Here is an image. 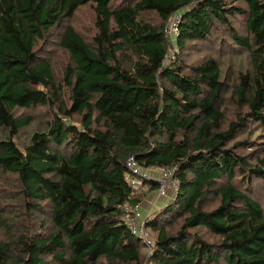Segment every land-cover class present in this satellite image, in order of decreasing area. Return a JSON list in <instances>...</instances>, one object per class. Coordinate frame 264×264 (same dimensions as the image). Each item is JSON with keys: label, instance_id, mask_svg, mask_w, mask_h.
Masks as SVG:
<instances>
[{"label": "trees", "instance_id": "trees-1", "mask_svg": "<svg viewBox=\"0 0 264 264\" xmlns=\"http://www.w3.org/2000/svg\"><path fill=\"white\" fill-rule=\"evenodd\" d=\"M86 6L91 39L71 24ZM178 14V35L168 38ZM54 37L69 56L62 79L46 56ZM196 45L246 53L232 118L227 53L191 64ZM38 108L51 119L22 146L33 120L18 111ZM256 129L264 130V0H0V176L14 180L0 183V264H264V206L252 195L264 182V134L245 144L254 165L242 143L230 146ZM130 158L173 170L180 185L160 198L165 207L141 210L157 234L149 254L124 210L145 201L133 197ZM145 182L157 193L156 180Z\"/></svg>", "mask_w": 264, "mask_h": 264}, {"label": "rangeland", "instance_id": "rangeland-1", "mask_svg": "<svg viewBox=\"0 0 264 264\" xmlns=\"http://www.w3.org/2000/svg\"><path fill=\"white\" fill-rule=\"evenodd\" d=\"M87 8L82 9L79 11L78 15L76 16V18L74 20L71 21V24L75 25V27L84 35V36H88V39H91L92 36H94L95 33V27L94 24H96L95 21V16L91 10L90 6H86ZM144 20L149 21L151 23L160 24L159 18L154 15V14H147L144 15L143 17ZM234 23H238V21H235ZM176 37V36H175ZM171 39H174L171 38ZM189 47L192 46L188 45ZM203 46V45H202ZM219 46V42H216V47ZM199 45L195 46V50L194 53H192L191 55V64H193L194 61L201 59V56H205L206 54H217V53H227L225 55L222 56V62L223 65L225 66V71H224V76L227 75V95L224 97V106L226 107V110H229V118H232L234 116V114L236 113V108L235 106H231L232 104V92L234 91L235 87H237L240 84V74H239V70H243V67L245 66V61H243L244 59H246V53H244L243 51H241L239 53V51H235L234 48H227V49H223V50H219V49H214L211 45H204V50L206 53H202V51L200 50ZM177 50V49H176ZM231 50H233V52H231ZM175 54L173 47H171L170 50V58L172 59V56ZM46 56L49 57V59L51 60L52 64H53V68L55 70L56 73V77L57 79H62L63 75H64V71L66 69V67L69 64V56L64 53L59 47H58V40L56 37L53 38L52 43L50 44L48 51L46 53ZM175 56V55H174ZM178 57V56H177ZM238 57V61L237 63H234V58ZM190 58V57H189ZM168 60V59H167ZM171 62V61H170ZM233 65V68H228L231 67ZM230 84V85H228ZM18 115H20L21 117H31L33 120V123L22 130L21 134L19 135V137L17 138V141L19 142L20 145H24L27 140L31 137L32 133L43 129L46 127L48 121L51 119L50 118V114L47 113V109L46 108H38V109H26V110H19L18 111ZM228 121H230L229 119L226 120L225 123H229ZM226 124V125H227ZM264 134V130L261 129H256L253 130L252 132H249L248 130H245L243 132V135L241 137H238L237 140H235L234 142H232L230 144V146H233L235 144H239L242 143V145L239 146L238 148V152L239 154L243 155L244 158H246L250 163H252L253 165L255 164L254 162V153L252 151V149H250L249 147H247L245 144L248 143V137L253 138V139H259V142H262V136ZM249 146V145H248ZM2 180H4V184L5 185H12L14 182L13 179H10L8 176H0V183H2ZM158 182V180H157ZM240 183V182H239ZM149 188L145 189L143 191V194H139L137 196V198H142L145 201L143 203H149V206L152 205L153 200L155 201V210L158 211L161 208L165 207V205L168 202H163L162 197L158 196V193H153L150 194L148 192ZM253 193L252 195L258 199L261 203H263L262 205L264 206V182L258 180L254 186H253ZM173 192V191H172ZM171 190H169V195L170 196L167 200H170L172 195ZM175 192H173L174 194ZM148 201V202H147ZM219 205L218 201H215L214 199H212V197L210 198L209 202H208V208L209 209H213L215 207H217ZM145 206V205H144ZM142 212L144 213L145 210L143 207H141ZM149 231V230H148ZM153 230H151L149 233L152 235V238H156L157 234L155 232H152ZM145 254H149V250L146 247V249H144Z\"/></svg>", "mask_w": 264, "mask_h": 264}, {"label": "built area", "instance_id": "built-area-1", "mask_svg": "<svg viewBox=\"0 0 264 264\" xmlns=\"http://www.w3.org/2000/svg\"><path fill=\"white\" fill-rule=\"evenodd\" d=\"M182 17L178 14L172 17L166 26L165 34L168 38H173L178 35L179 32V23ZM175 55V54H174ZM172 56V59L175 56ZM170 55L168 57V61H170ZM172 61V60H171ZM127 167L131 172L128 180L131 183V186L134 188L133 197H136L139 194H143V191L149 188V184L145 181H150L151 178L146 171V169H142L140 165L136 162L135 158H130L127 162ZM160 177L158 179L159 187L157 190L159 197H164L169 194V190L171 192H178L180 189L179 182L174 179L173 170L159 168L158 169ZM126 213H128V225L133 231L134 234H138L143 240L147 248H151L153 243L152 235L149 231L145 230V218L142 215L141 209L139 207H130L127 205L124 209ZM143 219V221H142Z\"/></svg>", "mask_w": 264, "mask_h": 264}, {"label": "crops", "instance_id": "crops-1", "mask_svg": "<svg viewBox=\"0 0 264 264\" xmlns=\"http://www.w3.org/2000/svg\"><path fill=\"white\" fill-rule=\"evenodd\" d=\"M146 171L148 172V174H149V176H150V178H151V180H158L159 179V176H160V174H159V171L157 170V169H146ZM162 201H164V200H162ZM148 202V201H147ZM165 202H166V200H165ZM149 203L150 202H148V203H143V208L145 209V210H147V214H145L146 216L147 215H149V214H152L154 211V209H155V207H154V205H155V201L153 200V203H152V205H150L149 206ZM145 205V206H144Z\"/></svg>", "mask_w": 264, "mask_h": 264}, {"label": "clouds", "instance_id": "clouds-1", "mask_svg": "<svg viewBox=\"0 0 264 264\" xmlns=\"http://www.w3.org/2000/svg\"><path fill=\"white\" fill-rule=\"evenodd\" d=\"M158 170V169H157Z\"/></svg>", "mask_w": 264, "mask_h": 264}]
</instances>
